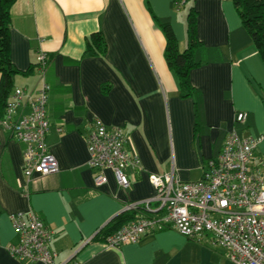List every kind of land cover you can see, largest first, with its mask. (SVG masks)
<instances>
[{
  "label": "crops",
  "instance_id": "0c3cea01",
  "mask_svg": "<svg viewBox=\"0 0 264 264\" xmlns=\"http://www.w3.org/2000/svg\"><path fill=\"white\" fill-rule=\"evenodd\" d=\"M191 7L204 47L201 66L190 72L201 94L199 116L195 99L180 96L156 22L169 23L182 51ZM10 20L14 68L26 72L39 52L49 60L46 145L59 171L27 179L23 145L0 131V264H25L9 252L19 242L11 216L20 212L34 213L51 232L54 264H232L223 249L170 229L117 248L93 239L130 203L154 198L149 175L173 171L182 182L200 181L232 128L259 139L253 163L264 178V63L241 31L232 0H16ZM94 33L106 43L102 55L85 53ZM37 85V74L14 77L15 88ZM237 112L248 114L243 125L234 122ZM96 120L122 128L139 159L138 170L126 171V189L109 170L107 182L94 186L86 137Z\"/></svg>",
  "mask_w": 264,
  "mask_h": 264
},
{
  "label": "built area",
  "instance_id": "2783aa9c",
  "mask_svg": "<svg viewBox=\"0 0 264 264\" xmlns=\"http://www.w3.org/2000/svg\"><path fill=\"white\" fill-rule=\"evenodd\" d=\"M48 62L45 52L37 54L38 85L31 90L15 88L0 115V131L9 132L23 145L22 171L27 179L34 174L45 177L59 171L57 160L46 145ZM247 118L246 112H237L234 122L243 125ZM258 141L239 135L236 128L229 130L220 152L205 162L203 177L197 182H182L173 171L162 176L149 175L154 198L126 207H143L144 214L109 235L104 244L112 248L136 244L146 235L170 229L188 240H205L211 248L223 249L232 264H264V178L260 164L253 163ZM86 145L94 186L107 182L105 171L109 170L118 186L128 188L126 171L138 170L140 162L128 149L124 130L108 128L96 120L87 134ZM11 222L19 238L18 244L9 248L13 257L25 264H54L56 254L49 249L51 232L37 215L16 213Z\"/></svg>",
  "mask_w": 264,
  "mask_h": 264
},
{
  "label": "trees",
  "instance_id": "16d2710c",
  "mask_svg": "<svg viewBox=\"0 0 264 264\" xmlns=\"http://www.w3.org/2000/svg\"><path fill=\"white\" fill-rule=\"evenodd\" d=\"M15 1L0 0V115L3 114L7 101L15 89L14 77L20 74H36V65L31 66L26 72H20L14 68L10 60V8ZM232 2L240 17L241 31L256 47L264 63V0H232ZM156 22L165 36V60L168 68L178 79L180 96L195 99L196 114L199 116L202 113L201 94L190 83V72L201 66L199 53L204 51L202 42L197 36V13L191 7L186 16V47L182 51L179 50L169 23L163 20ZM85 48L87 55H102L106 51V43L100 33H94L86 39ZM102 89L104 93L107 92L106 86ZM140 213L144 214L143 207L124 211L103 227L93 239L104 243L109 235L135 220Z\"/></svg>",
  "mask_w": 264,
  "mask_h": 264
}]
</instances>
